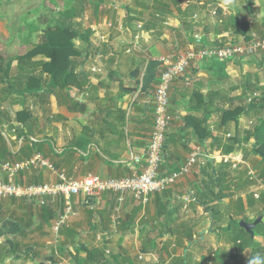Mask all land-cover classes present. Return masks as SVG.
Wrapping results in <instances>:
<instances>
[{
	"label": "crops",
	"instance_id": "0c3cea01",
	"mask_svg": "<svg viewBox=\"0 0 264 264\" xmlns=\"http://www.w3.org/2000/svg\"><path fill=\"white\" fill-rule=\"evenodd\" d=\"M78 1L81 3H77L76 16L70 14L53 20L68 34H75L74 38L85 41L83 64L75 65L74 69L78 81H72L64 90L53 91L48 88L47 78L42 82V90L24 91L28 82L35 85L33 77L37 78L41 69L40 58L33 57L20 66L14 61L11 80L0 83L2 163L21 162L36 155L72 179L86 174L102 178L140 174L145 167V148L153 127V94L161 70L158 58L176 47L183 51L194 36H200L207 46L264 36V0H203L201 5H186L185 0H95L92 4ZM43 21L44 18L40 22L38 19L39 23ZM242 23L247 24L246 28H242ZM138 24L141 28H137ZM8 29L0 35V42L5 44L10 39L13 43L7 51L0 43V55L19 57L10 51H16L22 43L17 32L13 34ZM39 40L34 43L38 45ZM26 51L23 56L30 52ZM242 61L247 62L234 59L192 65L172 84L170 123L160 173L167 174L183 166L195 146L223 155L232 154L221 151L231 134L235 137L242 133L236 131V127L242 126L232 121V110L237 105L239 108L243 97L252 102V94L246 89L257 86L253 78L245 84L240 82L237 75L250 66L240 64ZM8 87L22 90L24 94H12ZM9 94L11 102L7 99ZM43 102L45 109L41 107ZM262 103L261 99L254 102L256 112L241 110L243 115L239 120L257 118V109ZM234 152L243 157L240 151ZM259 161L260 158L250 164L257 168ZM206 164L193 168L167 191L151 194L143 202L126 195L114 210L108 207L113 195L99 196L101 204L97 198L86 202L73 197L68 207L64 204L63 216L55 224L53 219L43 224L37 207L32 205L31 218L26 213L31 225L26 228L24 240L20 238V226L11 217L3 216L0 264H37L39 258L48 264L55 259L59 264L66 261L75 264V259L59 248L65 246L69 252L80 245L86 249L79 251L76 259L83 264L90 250L88 235L96 234L95 239L100 233L108 237L101 243L105 249L99 250L101 254L96 255L94 264H215V255L220 250L224 251L222 261L230 264L234 257L249 255L248 248L240 255L234 250V223H252L248 220L256 214L258 202L246 197L229 177L212 189L208 169L204 170L209 167ZM212 165L216 169L225 166ZM35 179L39 181L37 185L53 181L45 169L28 168L19 174L22 183ZM215 196L220 198L215 200ZM14 211L11 209L10 213ZM260 217L261 225L258 223L249 234L255 245L264 248V210ZM217 226L220 231L215 230ZM48 230L57 235L51 241L40 237L25 240L30 231L43 236ZM68 232L76 234L74 241ZM31 247H44L49 252L36 259L30 251H23ZM102 254L108 255L107 258Z\"/></svg>",
	"mask_w": 264,
	"mask_h": 264
},
{
	"label": "built area",
	"instance_id": "2783aa9c",
	"mask_svg": "<svg viewBox=\"0 0 264 264\" xmlns=\"http://www.w3.org/2000/svg\"><path fill=\"white\" fill-rule=\"evenodd\" d=\"M185 4L201 5L203 0H185ZM107 26L110 28L111 24ZM137 28H141V24H138ZM128 52L131 53L132 49ZM263 56L264 36L222 46H207L200 36H194L191 41H188L187 48L183 51H179L176 47L158 58L161 70L153 94V127L145 148V167L140 174L120 178H102L95 174H86L72 179L63 172L55 170L47 160L35 155L21 162H0V173L3 178L0 180V199H17L37 208L54 202H63L68 207L73 197H80L87 202L102 194L116 196L119 203L123 202L126 195L132 196L138 202H143L151 194L167 191L193 168L204 166L213 160L236 168L238 163L230 158L231 155L214 153L206 148L195 146L183 166L167 174L160 173L159 168L164 157L170 123L168 118L170 88L192 65L216 64L234 59L246 60ZM28 168L45 169L53 177V181L38 185L22 183L19 180V174ZM247 168V179L256 181L257 188L253 196L258 199L257 192L262 188L263 182L257 178L253 169ZM56 224L59 225V223Z\"/></svg>",
	"mask_w": 264,
	"mask_h": 264
},
{
	"label": "rangeland",
	"instance_id": "374dc122",
	"mask_svg": "<svg viewBox=\"0 0 264 264\" xmlns=\"http://www.w3.org/2000/svg\"><path fill=\"white\" fill-rule=\"evenodd\" d=\"M84 1H87L88 4H92L93 1H95V0H84ZM77 3L80 4L81 1L79 2L78 0H0V35L3 32H8L9 31L8 28L10 27V31L13 34L15 32H17L18 41H20V43H22V45H21L22 47L18 46L19 48L16 51L11 50L10 51L11 54H15L16 56L22 57L25 54V52H27L26 50L31 51L35 46H44L46 44L45 43V35L47 33V30L48 29H54L55 27H57V28L62 27V25L59 22L54 24L53 20L56 19V17L58 19L59 17L69 16L70 14L76 16L78 14ZM9 17L11 19H8ZM43 18H44V21L42 23H39ZM7 19L9 20L8 23L6 22ZM38 19H39V22H38ZM46 20H48V21H46ZM49 20H51L50 23H48ZM36 22H38V23H36ZM81 36H84V35H81ZM37 38H40L38 45L34 43V42H36ZM3 41H5L4 38H3ZM82 41H84V40L82 39ZM11 42L13 43V41H11ZM11 42H10V39H8V41L5 44H3V42H0L1 45H4L7 48L4 51L8 50V47L11 46L10 45ZM84 42H81V41H79V39H76V38H74V41H72V44H73V50L72 51L75 50L77 53H79V56L77 57V59H75V57L72 54H70V58L72 61L75 59V65L77 64L78 67H79V65L83 64V59L85 58L84 54L86 53L85 50L87 48H86V44H84ZM7 54H9V53H7ZM34 58H40L39 59L40 61L38 62L40 64V62L42 60L41 56H39V57L36 56ZM261 58L253 57L251 59H246L247 62L242 61L240 64L243 65L244 63H249L250 66L247 67V69H246L247 71H243V69H242V74L237 75L241 78L240 82L241 83L243 82L244 84H245L246 80H248V79L253 78V80L256 81L255 84L257 86H254L255 88L253 87L252 89H249V90L246 89L247 93L252 94V96H251L252 102H255L256 100L259 101L260 99L262 101H264V85L263 86L259 85V83H261L262 81L264 82V61L262 62ZM15 64H16V62H14V65ZM242 68H243V66H242ZM252 75L254 77H252ZM36 77H37V75H36ZM37 78H41L42 82H43V80H47L48 77L45 76V78H43V73L40 69V72H39V75ZM237 79H238V77L234 78V80H236V82L239 81V80L237 81ZM240 82H239V85L241 84ZM45 86H46V84H45ZM8 88H10V87H8ZM42 89H43V87L41 88V90ZM4 90H5V88H4ZM24 91H25V89H24ZM11 92H12V94H19L18 96H22L24 94V92L22 90H19L16 88L15 89L12 88ZM22 92H23V94H22ZM27 92H30V91H27ZM4 96H6V95H4ZM9 96H10V94L8 95V97ZM28 96H29V94H28ZM10 98H12V97H9L7 99H9V101L11 102ZM13 98H15V97H13ZM29 99L30 98H28L27 100H29ZM248 104L249 103L247 102L246 97H243L242 102L239 105V108L237 105L235 110H232L233 113L231 114L232 121H235L237 124H240V126H242L241 129H238L236 127V131L238 130V131L242 132L238 137L239 143L242 142V144L232 145V144H230V142H228V140L226 141L225 144H227V145L229 144L230 147H232V149L230 150L232 153L230 158H232L233 160H235L238 163L236 168L231 167L232 171L230 170L231 174H230L229 178H231L233 180V182H236L238 188L241 189L242 193L245 194L246 197L247 196L251 197L255 201L258 202L256 205V208L254 209V210H256V212H255L256 214L253 216V219H251V220L247 219L248 221L252 222L250 224H253V222L256 219H258L257 216L262 212V209H263L264 175L261 172L262 168L261 169L253 168V165L250 164L251 162L253 163L255 159L259 158L257 155L253 154V151L255 148V144H254L255 140H253V137H251V134L253 133L254 127L258 124V122H257L258 117L255 119L254 118H250V119L242 118L243 119L242 122L239 120L241 117V114H242V113H240V111L242 109L245 110L247 108ZM257 104H259V103H257ZM257 104L255 106H257ZM41 107L43 109H45L44 102L41 104ZM258 108L260 109V107H258ZM239 113H240V115H238ZM233 128H234V125L232 124L231 130H233ZM247 132L250 134L249 136L246 135ZM230 138H233V134H231ZM234 151H240L242 153L243 157L237 156L236 152H234ZM212 162H213V164H223V163H219L218 160H216V161L213 160ZM242 162H243V164H242ZM223 165H225V164H223ZM227 165H230V164H227ZM247 167L253 169L255 171V175L257 176V178L263 182L262 188H260V190L257 192L259 195L258 199H255V197L253 196V192L257 188V186L255 185L256 181H254V180L249 181L247 179V174H246L247 173L246 170L248 169ZM260 174H262L263 177L260 176ZM237 190L238 189H236V192H237ZM104 195H106L108 198H110L112 196L109 194H104ZM97 202H99L101 204V201L99 199ZM55 205L57 207L55 209V214H53V217H52V219H53L52 224H55V222H59V220L62 218L63 213L65 211L64 210V203L57 202ZM108 207L113 209V210H114V208H119V202H117L116 197L112 196V198L108 202ZM11 209L16 211L17 216H23V215H26L27 210L29 209V205L27 203L26 204L22 203V201H17L16 203H11V202H9V199H0V220L2 219L3 216L12 218V215L10 213ZM36 209H37L36 211L39 213L40 212L39 209L38 208H36ZM4 211H6V212L4 213ZM260 218L262 220V217H260ZM243 223H245V222H243ZM245 224H249V223H245ZM3 226L6 228V226H7L6 223L5 224L3 223ZM215 230L220 231V227L217 226L215 228ZM59 233H60V230H59ZM94 235H96V234H89L88 235V237H89L88 243H90V247H88V249H90V250L88 252H90V254H91L90 258H93V262H91V264L95 263V257H96L95 255L101 254V252L99 250L105 249V248H101V243L104 242L103 240H105L106 237H108L106 235H103V233H100V237H98V238L95 237V239H94V237H93ZM55 236H57V235H55V233H53L51 230H48V233L47 234L45 233V235H43V236L42 235L39 236V233L37 231L36 232L30 231V233L28 234V236L25 240H27L28 237L30 238V240H32V239L38 240L40 237L41 240L51 241L52 238H54ZM20 238L23 239V236H21ZM227 239H228V237H227ZM27 250L30 251L31 254L35 255L36 259H38L42 255H45L46 253L49 252V250H46L44 247L39 248V249L34 248V247H31L29 249L25 248L23 251L26 252ZM59 250H62V248H59ZM59 250H58V252L60 253ZM54 251H53V254H54ZM64 251H66V253H67L68 249L64 248V250H62V253H65ZM102 255L105 256V258H107V256H108V255H104V254H102ZM249 255L248 254L242 255V258L244 257V259H242L241 257H234L233 258V255H232L233 261L230 264H241L242 260H245V263H246L247 259L249 258ZM54 261L55 262L52 264H59L56 262V259ZM66 262L65 263L62 262V263L67 264ZM37 264H48V263L43 262L42 259L39 258V261H37ZM69 264H73V263L70 262ZM78 264H82V263H78Z\"/></svg>",
	"mask_w": 264,
	"mask_h": 264
},
{
	"label": "trees",
	"instance_id": "16d2710c",
	"mask_svg": "<svg viewBox=\"0 0 264 264\" xmlns=\"http://www.w3.org/2000/svg\"><path fill=\"white\" fill-rule=\"evenodd\" d=\"M246 26H247L246 23H242V28H246ZM242 33H243V31H242ZM74 37H75V34H73V35H72V33L68 34L62 27L61 28H55V29H48L47 33L45 35V43L46 44L44 46H36L30 52H28V54H26L25 56H22V57H13V56L3 57L0 55V83L4 84L5 81L11 80L10 79L11 74H12L11 64L14 61H16L17 65L20 66L23 63H27V62L31 61V59L33 57L41 56L42 60H41L39 65L41 66L42 73L45 74L50 80V85L48 88H52L53 91H54V89L55 90L56 89L64 90V89L68 88L70 83H73L72 81H78V79H79V77L76 74H74L75 59H77V57L79 56V53H77L75 50L72 51L73 50L72 41H73ZM70 54H72L75 57V59L73 61L70 58ZM261 61L262 62L264 61V56L261 58ZM225 62H229V61H225ZM30 80H32V78L28 79V81H30ZM33 80H34V82H36V83H34L35 85H31L28 82L26 84L25 91L37 92V91L41 90L42 79L33 77ZM36 80H38V82ZM263 105L264 104L262 103V105H259L260 109L259 108L257 109L256 115H258L257 116L258 117V119H257L258 124L254 127V130H253V133L251 134V137H253V140H255L254 141L255 148H254L253 154L257 155L260 158L259 163L255 167H257L259 169L262 168L261 172L264 175V141H263L264 140V110H263L264 106ZM246 109L248 110L247 112L255 111L254 102H250ZM242 112H245V111L243 110ZM246 135L249 136L250 134L247 132ZM238 137H239V135L236 134L235 137L228 139V142H230V144H232V145L239 144ZM210 147L213 150L214 146L212 145ZM231 149H232V147H230L229 144L228 145L225 144V145H223V148L221 149V151L222 152H228ZM212 164L211 163L206 164L209 167L204 168V170L207 171V169H208L207 174L209 176L210 181L213 183L212 189H214V185H215V187H217L218 185H221L224 181H226V177L230 176L232 170H231V165L225 164V166H223V167L218 166V168L216 169V167H213ZM220 165H223V164H220ZM262 174H260V176H262ZM36 180L37 179H35L34 181L28 180L26 183L29 185H37V183H39V181H36ZM38 180H40V179H38ZM40 184H42V182H40ZM217 198H220V197L215 196V200ZM9 200L12 203H15L16 201H18L17 199H9ZM22 203H25V202L22 201ZM28 205H29V209L27 210V214H29L28 218H31L32 205L31 204H28ZM53 207H55V209H56L57 206H53L52 204H49L47 206H42L39 209L40 212H39L38 217L43 224L47 225L49 223V221L52 219L53 211L55 210V209H53ZM263 210H264V202H263L262 211ZM16 214H17L16 211L11 213L12 219H13V221H15L20 226V228H21L20 235L25 237L27 234L26 228H29V226L31 225V220L27 218V214L23 215V216H17ZM242 215H243V211H242ZM259 216H261V213L257 217H259ZM231 224H232V222H231ZM260 225H261V223H259L258 226H260ZM234 227L236 228V233L234 234L232 241L234 244V250H235L236 254L240 255L245 248H248L250 250V255L254 254L256 252H260L262 255H264V248L259 247L258 245H255L253 243L252 236L243 227H241L238 222L234 223ZM68 235L72 241H74V238H76V234L74 235L73 232H68ZM64 248H65V246H63L62 250H64ZM82 249H86V248H84L82 245H80V246L74 247L73 250L67 252V254L70 255L72 257V259H75L74 263H76V264L79 261L76 258L78 256L79 251H81ZM145 250H147V249H145ZM73 251H74V253H73ZM222 255L224 256V251L223 252L221 250L218 251V253L215 255V258H214L215 264H217V263L225 264V262L222 261V259H223ZM250 255H249V258H250ZM90 256H91L90 252H87V258H86V261L83 262V264H91V262H93V258H90ZM95 259H96V257H95ZM248 259H247L246 263H245V260H242L241 264H248ZM227 260H230V259H227ZM96 263L98 264V262H96Z\"/></svg>",
	"mask_w": 264,
	"mask_h": 264
},
{
	"label": "clouds",
	"instance_id": "9594fccd",
	"mask_svg": "<svg viewBox=\"0 0 264 264\" xmlns=\"http://www.w3.org/2000/svg\"><path fill=\"white\" fill-rule=\"evenodd\" d=\"M248 264H264V255L260 252H256L250 255L248 259Z\"/></svg>",
	"mask_w": 264,
	"mask_h": 264
},
{
	"label": "water",
	"instance_id": "95a60500",
	"mask_svg": "<svg viewBox=\"0 0 264 264\" xmlns=\"http://www.w3.org/2000/svg\"><path fill=\"white\" fill-rule=\"evenodd\" d=\"M261 222V218L256 219L253 224H245V223H240V226L243 227L248 233H252V229Z\"/></svg>",
	"mask_w": 264,
	"mask_h": 264
}]
</instances>
